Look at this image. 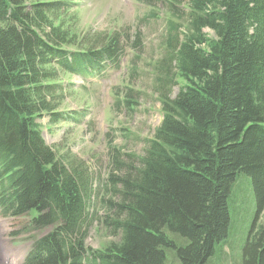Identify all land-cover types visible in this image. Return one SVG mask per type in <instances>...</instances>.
Instances as JSON below:
<instances>
[{
  "label": "trees",
  "instance_id": "1",
  "mask_svg": "<svg viewBox=\"0 0 264 264\" xmlns=\"http://www.w3.org/2000/svg\"><path fill=\"white\" fill-rule=\"evenodd\" d=\"M137 1L148 2L149 17L165 11L184 84L173 97L161 93L163 120L135 171L114 160L125 216L114 229L120 212L103 220L122 240L85 244L95 221L85 178L38 123L45 114L62 120L65 77L99 76L122 56L120 34L81 30L77 0H0V211L51 228L26 264H211L246 224L243 208L235 227L231 208L245 180L255 212L239 264H264V0Z\"/></svg>",
  "mask_w": 264,
  "mask_h": 264
},
{
  "label": "rangeland",
  "instance_id": "2",
  "mask_svg": "<svg viewBox=\"0 0 264 264\" xmlns=\"http://www.w3.org/2000/svg\"><path fill=\"white\" fill-rule=\"evenodd\" d=\"M77 1L81 30L101 34L118 32L123 43L122 56L116 65L106 67L94 78L85 79L78 74L65 77L64 86L69 85L58 109L62 120L52 123L51 116L45 114L38 123L42 137L57 156L66 164L72 163L85 178L90 211L95 218L85 244L99 249L103 244L120 240L121 235L111 229L122 227L121 219L125 216L121 209L125 208L122 206L123 193L127 190L120 180H111L119 173L115 158L118 157L123 173L135 171L137 156L145 154L147 140L154 137L162 123L161 93L173 97L184 82H177L175 43L171 42L175 32H169L164 10L156 18L147 16L150 6L137 0ZM179 31L176 32L177 40L182 38ZM129 89L135 95L129 96L133 100V111L124 101ZM112 186L114 189L110 190ZM232 192L231 208L238 219L235 227L243 224V208L247 211L246 224L238 231H232L233 247L226 244L221 258H213L211 264L240 263L239 246L253 220L255 198L249 195L246 181L235 184ZM111 202L114 203L113 210ZM117 212H120L119 216ZM105 215H110L111 219L118 216L110 220L111 229L104 223ZM30 218L5 216L0 211V264H26L35 239L50 232L51 228L36 230L31 227ZM99 220H102L100 225ZM260 223L264 224V214Z\"/></svg>",
  "mask_w": 264,
  "mask_h": 264
},
{
  "label": "bare ground",
  "instance_id": "3",
  "mask_svg": "<svg viewBox=\"0 0 264 264\" xmlns=\"http://www.w3.org/2000/svg\"><path fill=\"white\" fill-rule=\"evenodd\" d=\"M165 232V231H164ZM178 243V242H177Z\"/></svg>",
  "mask_w": 264,
  "mask_h": 264
}]
</instances>
